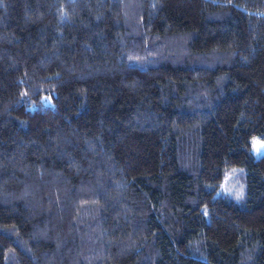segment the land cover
Instances as JSON below:
<instances>
[{
    "label": "trees",
    "instance_id": "1",
    "mask_svg": "<svg viewBox=\"0 0 264 264\" xmlns=\"http://www.w3.org/2000/svg\"><path fill=\"white\" fill-rule=\"evenodd\" d=\"M264 0H0V264H264Z\"/></svg>",
    "mask_w": 264,
    "mask_h": 264
},
{
    "label": "rangeland",
    "instance_id": "2",
    "mask_svg": "<svg viewBox=\"0 0 264 264\" xmlns=\"http://www.w3.org/2000/svg\"><path fill=\"white\" fill-rule=\"evenodd\" d=\"M247 147L255 159L264 154V141H260L255 137L248 140Z\"/></svg>",
    "mask_w": 264,
    "mask_h": 264
}]
</instances>
